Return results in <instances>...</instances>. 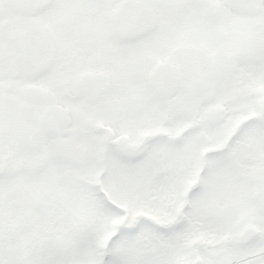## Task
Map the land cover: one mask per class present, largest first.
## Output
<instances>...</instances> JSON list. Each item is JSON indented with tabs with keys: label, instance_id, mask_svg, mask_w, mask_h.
Listing matches in <instances>:
<instances>
[{
	"label": "snow or ice",
	"instance_id": "obj_1",
	"mask_svg": "<svg viewBox=\"0 0 264 264\" xmlns=\"http://www.w3.org/2000/svg\"><path fill=\"white\" fill-rule=\"evenodd\" d=\"M0 264H264V0H0Z\"/></svg>",
	"mask_w": 264,
	"mask_h": 264
}]
</instances>
